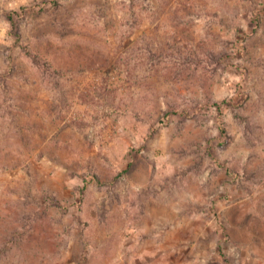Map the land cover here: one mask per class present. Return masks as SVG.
Returning <instances> with one entry per match:
<instances>
[{
    "label": "rangeland",
    "instance_id": "1",
    "mask_svg": "<svg viewBox=\"0 0 264 264\" xmlns=\"http://www.w3.org/2000/svg\"><path fill=\"white\" fill-rule=\"evenodd\" d=\"M0 264H264V0H0Z\"/></svg>",
    "mask_w": 264,
    "mask_h": 264
},
{
    "label": "trees",
    "instance_id": "2",
    "mask_svg": "<svg viewBox=\"0 0 264 264\" xmlns=\"http://www.w3.org/2000/svg\"><path fill=\"white\" fill-rule=\"evenodd\" d=\"M221 132L224 134L226 133V130L224 129V127H221Z\"/></svg>",
    "mask_w": 264,
    "mask_h": 264
}]
</instances>
